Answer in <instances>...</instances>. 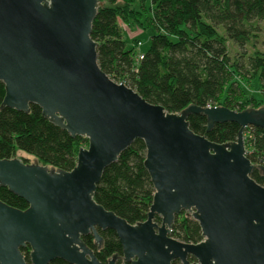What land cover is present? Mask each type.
I'll return each mask as SVG.
<instances>
[{
	"label": "water",
	"instance_id": "1",
	"mask_svg": "<svg viewBox=\"0 0 264 264\" xmlns=\"http://www.w3.org/2000/svg\"><path fill=\"white\" fill-rule=\"evenodd\" d=\"M99 0H0V113L41 116L71 138L87 140L70 171L0 159V187L24 200L25 210L0 201V264H102L82 240L113 231L126 264H264V166L245 155L243 131H264V107L240 112L223 106L189 105L169 113L97 63L91 38ZM214 125L239 126L233 142L217 144L189 128L188 117ZM135 140L145 146L143 162L154 189L146 220L129 224L95 199L104 170ZM25 159V157H23ZM197 222L202 240L187 244L170 237L175 217ZM160 218V223L154 221ZM192 259V261H191Z\"/></svg>",
	"mask_w": 264,
	"mask_h": 264
},
{
	"label": "trees",
	"instance_id": "2",
	"mask_svg": "<svg viewBox=\"0 0 264 264\" xmlns=\"http://www.w3.org/2000/svg\"><path fill=\"white\" fill-rule=\"evenodd\" d=\"M99 1L102 6L93 21L91 38L97 43L99 68L113 81L125 84L148 103L160 105L169 113H180L189 105L223 106L237 112L264 107V49L253 54L246 52L254 32L249 23L264 18V0ZM118 1L125 8L137 4L138 9H147L153 33L139 63L135 62L134 47L126 45L120 24L127 19L116 7ZM219 28L239 49L241 55L236 61L231 60L219 39ZM238 79H254L261 98L250 94L242 101L245 93ZM3 97L4 86L0 84V104ZM188 123L195 134L217 144L235 141L239 131L237 124L227 122L216 124L207 132L206 119L200 115H190ZM243 135L246 157L254 164L264 163V131L249 126ZM84 145L87 140L71 138L44 119L37 106L31 105L29 114L11 109L0 113V159H13L16 152H21L41 165L70 171ZM145 153L144 143L135 140L104 170L94 195L98 204L129 224L146 220L154 194L143 166ZM251 178L264 186V178L257 171L252 172ZM0 201L19 210L28 207L24 200L2 187ZM154 221L160 223V218L155 217ZM98 233L103 239L99 250L91 234L82 240L102 264H107L113 255H122L113 231ZM170 237L187 244L202 240L197 222L185 213L175 217ZM21 253L30 264L29 248H22ZM50 264L68 263L55 260ZM117 264H123L121 259Z\"/></svg>",
	"mask_w": 264,
	"mask_h": 264
},
{
	"label": "rangeland",
	"instance_id": "3",
	"mask_svg": "<svg viewBox=\"0 0 264 264\" xmlns=\"http://www.w3.org/2000/svg\"><path fill=\"white\" fill-rule=\"evenodd\" d=\"M116 7L122 10L121 15L127 19L122 21L120 24L127 47L133 46L135 54L138 53V50L142 53L146 52L149 46V37L153 33V29L149 25L150 19L147 16V9H138L139 6L137 4L125 8V5H123L120 1L117 2ZM249 25L254 28V32L246 44V52L248 54H253L256 51H262L264 49V18L262 20H255L249 23ZM217 31L218 37L225 44L227 53L231 60L236 61L239 59L241 53L237 46L228 40L225 32L221 28ZM139 42L142 44L141 48H139ZM238 80L241 83V86H243V91L245 93L242 101L247 100L250 94L258 100L261 98L260 93L256 90V81L254 79H248L246 81H241V79ZM86 147L87 145H84L81 148ZM23 157L28 159L27 161L29 162H33L35 159L34 157L27 156L21 152H16V158L24 159Z\"/></svg>",
	"mask_w": 264,
	"mask_h": 264
},
{
	"label": "built area",
	"instance_id": "4",
	"mask_svg": "<svg viewBox=\"0 0 264 264\" xmlns=\"http://www.w3.org/2000/svg\"><path fill=\"white\" fill-rule=\"evenodd\" d=\"M139 48H141V46H142V44L139 42ZM143 57H144V55H143V53H141L139 50H138V53L136 54V56H135V62L136 63H139L142 59H143ZM249 127V126H248ZM253 127V126H252ZM246 129V128H245ZM246 136V135H245ZM244 135H243V140H244V137H245ZM245 155L247 154V149H246V147H245ZM255 164H259V165H262V166H264V163H255ZM170 234H171V231H170Z\"/></svg>",
	"mask_w": 264,
	"mask_h": 264
},
{
	"label": "flooded vegetation",
	"instance_id": "5",
	"mask_svg": "<svg viewBox=\"0 0 264 264\" xmlns=\"http://www.w3.org/2000/svg\"><path fill=\"white\" fill-rule=\"evenodd\" d=\"M20 160H22V162L23 163H25V164H30V163H32V162H29V161H27L28 159H20ZM96 248V247H95ZM97 250V249H96ZM121 257V256H120ZM119 259H121V258H119ZM122 261V260H121ZM175 262V264H179V262L178 261H174ZM173 262V263H174ZM116 264H117V262H116ZM123 264H126V263H123Z\"/></svg>",
	"mask_w": 264,
	"mask_h": 264
}]
</instances>
